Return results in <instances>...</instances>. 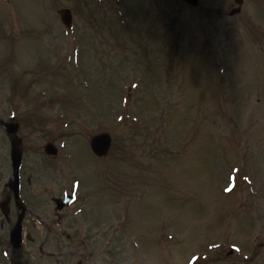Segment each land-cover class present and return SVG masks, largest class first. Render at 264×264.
Here are the masks:
<instances>
[{"label":"rangeland","instance_id":"rangeland-1","mask_svg":"<svg viewBox=\"0 0 264 264\" xmlns=\"http://www.w3.org/2000/svg\"><path fill=\"white\" fill-rule=\"evenodd\" d=\"M12 1L51 23L11 41L15 65L0 69V114L9 120L15 107L33 237L17 260L76 264L64 256L78 252L82 264H264V19L252 15L264 0H247L242 17L228 16L234 0ZM60 8L72 12L69 31ZM99 133L112 138L101 159L89 149ZM9 145L0 136L9 209L0 264H16ZM65 195L73 204L57 212L53 200ZM78 230L77 243L60 235Z\"/></svg>","mask_w":264,"mask_h":264},{"label":"flooded vegetation","instance_id":"flooded-vegetation-1","mask_svg":"<svg viewBox=\"0 0 264 264\" xmlns=\"http://www.w3.org/2000/svg\"><path fill=\"white\" fill-rule=\"evenodd\" d=\"M232 7L231 9H233ZM62 9V8H60ZM230 9V10H231ZM248 11V4L247 0H241L240 1V7L238 8V14L235 17H242L245 16V13ZM230 12V11H229ZM228 12V13H229ZM255 18H262L264 19V4L257 3V5L254 7V14H252ZM248 17V16H246ZM245 17V18H246ZM244 19V18H243ZM247 20L249 19L246 18ZM60 27L64 28L65 31H69L66 29L60 22V18L58 19L57 23ZM51 29V23L48 20V18H44L43 20L36 21V19H32L31 17H25L23 15V12L15 7L14 2L12 0H0V40H3L7 44V49H4L3 51H0V69H6L11 70L13 66L15 65V54L13 55L12 49H10V43L13 41L14 43L16 41L22 40V39H32V37L36 35L41 34H47L48 31ZM64 31V32H65ZM21 54H18L20 56ZM30 66L33 65L30 61ZM14 98L12 97V102ZM12 114L9 120H4V117L0 114V136L6 137L10 144V136L7 134V127L10 124H15L18 126L17 134L19 130V124L16 123L15 120V107H12ZM18 140V143L20 145L21 140L16 138ZM29 184V183H28ZM42 193L32 192V196L41 195ZM9 196V195H8ZM58 219H61L60 214H57ZM65 227H76L78 228V225H65ZM80 229V226H79ZM48 233H51L50 229H47ZM23 234H26L27 231L24 229ZM79 234L81 235L80 230H78V234L75 233H66V234H60L61 236L64 235L66 241L68 242H74L77 237H79ZM31 239L33 238L31 234H29ZM85 236V235H84ZM28 241L33 242L32 240H27L25 237V240H23V246L27 244ZM4 240L0 238V246L4 244ZM84 242V241H83ZM82 242V243H83ZM104 245H109L110 240L105 239ZM65 258H71V257H78L76 264H82L83 260L78 252L70 253L68 255L64 256ZM25 261H21L18 264H25Z\"/></svg>","mask_w":264,"mask_h":264},{"label":"water","instance_id":"water-1","mask_svg":"<svg viewBox=\"0 0 264 264\" xmlns=\"http://www.w3.org/2000/svg\"><path fill=\"white\" fill-rule=\"evenodd\" d=\"M183 1L192 7H196L198 5V0H183ZM239 2H240V0H235L236 4H240ZM237 12H238V10L232 11L230 13V15H234ZM59 14L61 16L62 22L65 25H69L71 22L70 11L69 10H62L59 12ZM8 131L11 134H15L16 127L10 126ZM11 145H12L11 167H12L13 180L9 183V188L13 192V197H14V200H15V203H16L18 209H20V214L18 215L17 222H16V224H15V226L12 229L11 234H10V243H11L13 252L15 253L19 249L20 244H21V222L23 219L24 208L19 203V169H20V165H21V152L19 151V149L17 147V143H16L14 135H13ZM110 146H111V138L107 134H100V135L94 136L90 140V149H91L92 153L97 157L105 156L107 154ZM45 153L47 155L55 156L56 150L51 144H48L45 146ZM55 203H56L57 209L61 210L64 206L69 205L70 200L67 197V198H65V201L55 200ZM0 209L4 215H7L8 208H7L6 204H3V203L0 204Z\"/></svg>","mask_w":264,"mask_h":264}]
</instances>
